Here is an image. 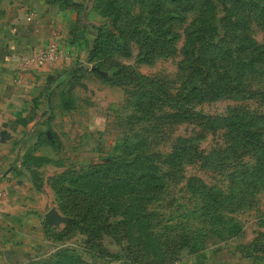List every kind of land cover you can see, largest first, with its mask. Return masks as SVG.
Listing matches in <instances>:
<instances>
[{
    "label": "rangeland",
    "instance_id": "374dc122",
    "mask_svg": "<svg viewBox=\"0 0 264 264\" xmlns=\"http://www.w3.org/2000/svg\"><path fill=\"white\" fill-rule=\"evenodd\" d=\"M74 1L78 9L61 7L58 0H0V128L10 132L0 140V174L19 162L29 195L39 204L29 212L43 217L54 207L70 217L58 224L43 220L47 241L27 255L14 253L9 264H264V183L231 184L229 172L243 168L234 157H177L187 138L203 155L230 148L224 128L200 125L202 114L264 113V70L246 78L250 96L177 105L172 97L183 80L178 62L195 11H178L180 20L171 23L172 54H146L125 31L123 13L142 33L152 34L153 0ZM228 1L216 0L219 15ZM27 25L35 29L38 45L9 56L6 31ZM98 25L110 27L120 46L127 45L126 53L109 40L90 60ZM246 34L264 43L256 21ZM50 40L63 55L56 68L38 64L42 70L33 73L32 88L9 90L4 72L18 66L21 76ZM13 101L29 127L17 124ZM241 127L264 136V122ZM248 155L239 160L250 164ZM242 186L243 199L221 200Z\"/></svg>",
    "mask_w": 264,
    "mask_h": 264
},
{
    "label": "trees",
    "instance_id": "16d2710c",
    "mask_svg": "<svg viewBox=\"0 0 264 264\" xmlns=\"http://www.w3.org/2000/svg\"><path fill=\"white\" fill-rule=\"evenodd\" d=\"M168 1L174 3L173 8L164 7L161 0L152 1L153 9L148 16V25L152 32V34L149 33L150 36L142 33L127 13L123 14L127 23L125 31L132 39H135L139 48L145 49L146 54H172L175 50L173 41L176 35L172 32L171 23L180 20L179 12L195 11V15L185 27L183 57L178 62V68L183 73V80L175 96L172 97L175 98V104H192L222 97L242 98L248 94L252 95L253 92L246 87V78L250 75H262L264 43L256 42L246 34V30L251 20L256 21L264 29V0H229L223 15L218 13L216 0ZM58 4L65 8L78 9L79 7V3L74 0H58ZM100 11L102 14H107ZM115 17L114 14L113 19ZM113 33L107 25L95 26L92 46L88 53L90 60L98 51L100 44H108L109 40L114 48L122 47L126 53L127 45L120 46ZM148 38H150L149 41ZM202 117L203 123L200 125L212 128L218 126L227 131V136L232 142L231 147L224 150L220 148L203 155L193 142V138H187L188 146H184L177 157L186 153L185 158L189 162L196 159L205 161L213 153L220 159L234 157L231 158L233 162L243 168L229 172L231 184L236 179L235 183L245 184V186H257L264 183V136L255 130L241 127L243 122L249 128L256 127L257 123L264 122V113L253 115L237 113L236 117L225 115L211 117L203 113ZM238 124L240 127L237 126ZM238 148H240L239 152L236 151ZM225 152L229 155L228 157ZM244 154H249L248 158L252 160L250 164L239 160V157ZM175 157L176 155L173 154L168 160L173 162ZM236 192L220 198L225 201L228 200V196H235L237 201L243 199L240 195L247 196L243 186ZM45 223L48 224L46 221Z\"/></svg>",
    "mask_w": 264,
    "mask_h": 264
},
{
    "label": "crops",
    "instance_id": "0c3cea01",
    "mask_svg": "<svg viewBox=\"0 0 264 264\" xmlns=\"http://www.w3.org/2000/svg\"><path fill=\"white\" fill-rule=\"evenodd\" d=\"M30 26L31 25H27L24 28L21 27L14 33H11L12 30L9 32L6 31V37L4 39L7 41L6 51L9 56H18L19 52L16 53V51H30L36 48L38 41L35 40L37 43L34 42L35 29L33 31ZM38 36L39 35L36 36L37 39ZM13 46L14 49H10ZM55 66L53 67L56 68ZM69 68L70 67L67 69ZM18 69V66H16V68L14 66L12 69H8L4 72V75H6L7 78V83L13 86V88H9V90H19L27 85L32 88V81H35L36 79L33 73H39V71L41 72L42 70L38 65L31 64L27 71L19 76L20 73ZM17 77H20L19 80H17ZM13 103L14 109L16 110L19 106V102L13 101ZM0 106H4V104H1ZM23 112L24 110L21 108L14 112L18 116L16 122L22 126L29 127L28 124L30 120L23 118ZM1 129L8 130L6 127H1L0 130ZM12 166L13 169L11 168L8 170L6 174H0V190L5 189L7 192L6 196L0 197V264H9V259H11L10 257L14 253L18 255H27L26 251L28 253L35 244H43L47 241L42 228L44 215L43 217H40L38 212H29L31 207L37 208L39 204L37 203V200H33V198L30 197L31 195H29L31 190L28 183H26L27 181L23 178V169L21 170L19 162L13 163ZM5 249H8L9 256L7 255V252L4 251ZM19 261L20 260L17 262ZM15 262L16 260L13 263Z\"/></svg>",
    "mask_w": 264,
    "mask_h": 264
},
{
    "label": "built area",
    "instance_id": "2783aa9c",
    "mask_svg": "<svg viewBox=\"0 0 264 264\" xmlns=\"http://www.w3.org/2000/svg\"><path fill=\"white\" fill-rule=\"evenodd\" d=\"M63 55L59 51L58 45L55 41L50 40L46 45L39 48L35 54H33V60L35 63L44 66H54L56 65ZM7 192L5 189L0 190V197L6 196Z\"/></svg>",
    "mask_w": 264,
    "mask_h": 264
},
{
    "label": "water",
    "instance_id": "95a60500",
    "mask_svg": "<svg viewBox=\"0 0 264 264\" xmlns=\"http://www.w3.org/2000/svg\"><path fill=\"white\" fill-rule=\"evenodd\" d=\"M10 136V132L7 129L0 130V140L4 141ZM69 216L59 213L54 207L47 209L44 213V220L50 224H58L59 222H67Z\"/></svg>",
    "mask_w": 264,
    "mask_h": 264
}]
</instances>
